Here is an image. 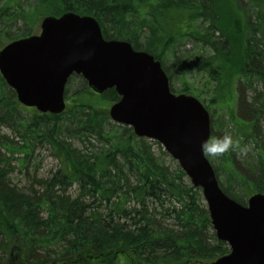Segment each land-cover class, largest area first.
<instances>
[{"label":"trees","instance_id":"trees-1","mask_svg":"<svg viewBox=\"0 0 264 264\" xmlns=\"http://www.w3.org/2000/svg\"><path fill=\"white\" fill-rule=\"evenodd\" d=\"M68 12L153 56L172 93L203 104L211 136H233L234 150L206 157L226 196L245 205L264 194V0H0V38ZM64 97L63 113L43 115L0 77V125L21 138L0 136V264H209L229 253L200 190L160 145L111 122L113 89L97 95L72 76ZM43 145L55 172L12 186L15 156L26 175Z\"/></svg>","mask_w":264,"mask_h":264},{"label":"water","instance_id":"water-1","mask_svg":"<svg viewBox=\"0 0 264 264\" xmlns=\"http://www.w3.org/2000/svg\"><path fill=\"white\" fill-rule=\"evenodd\" d=\"M72 75L98 95L114 89L120 100L110 107V120L159 143L200 189L215 237L230 250L210 264H264V194H253L243 206L222 192L200 148L210 137L207 111L196 98L170 92L153 56L125 41L105 40L94 18L74 13L45 17L37 35L0 50V76L20 105L39 113L65 110Z\"/></svg>","mask_w":264,"mask_h":264},{"label":"rangeland","instance_id":"rangeland-1","mask_svg":"<svg viewBox=\"0 0 264 264\" xmlns=\"http://www.w3.org/2000/svg\"><path fill=\"white\" fill-rule=\"evenodd\" d=\"M222 1L223 0H220V2ZM41 20L42 18L38 22V25H37V28L34 34H38V32L40 31ZM5 45L6 43L3 42L0 38V50ZM82 86L83 85L81 81L77 79L73 82L71 86V91L72 92L79 91L80 89H82ZM215 112L218 114V116L221 114L220 111L218 110H215ZM3 135L7 136L10 142L21 143V138L17 134L8 131V129L0 125V136H3ZM17 157L18 156H15V159L12 161L11 166L13 170L9 178H10L11 185L14 187H18L19 189H24V188L29 189V187L31 186L32 177L44 178V177L49 176L50 173L55 172V170L57 169V163L53 159L50 149L45 145L36 148L33 154L34 161L32 163L31 169L26 175L23 174V172H21L22 170H20L18 166V161L16 160ZM212 232L214 233L213 230Z\"/></svg>","mask_w":264,"mask_h":264},{"label":"clouds","instance_id":"clouds-1","mask_svg":"<svg viewBox=\"0 0 264 264\" xmlns=\"http://www.w3.org/2000/svg\"><path fill=\"white\" fill-rule=\"evenodd\" d=\"M200 148L205 157H221L236 148V141L227 133L222 136H210L201 143ZM246 151L247 148L240 149L242 154Z\"/></svg>","mask_w":264,"mask_h":264}]
</instances>
